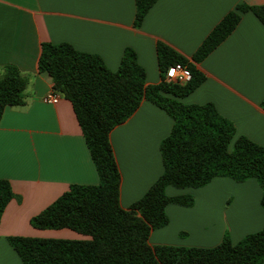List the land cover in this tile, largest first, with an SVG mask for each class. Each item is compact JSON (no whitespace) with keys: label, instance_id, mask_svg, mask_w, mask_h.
Masks as SVG:
<instances>
[{"label":"crops","instance_id":"0c3cea01","mask_svg":"<svg viewBox=\"0 0 264 264\" xmlns=\"http://www.w3.org/2000/svg\"><path fill=\"white\" fill-rule=\"evenodd\" d=\"M241 4L264 6V0H157L137 28L134 0H0V74L12 65L28 79L25 104L7 107L0 119V180L15 195L0 220V264H23L9 237L81 240L67 229H34L30 220L70 186L98 183L70 102L61 94L54 105L42 101L52 82L37 69L41 44H69L98 56L110 71L131 48L145 84L157 85L158 43L191 62L212 29ZM194 66L205 79L179 101L213 104L234 125L236 136L264 147L263 24L251 12L241 14L231 34ZM172 125L163 110L144 100L110 132L121 208L128 209L160 177L159 146ZM165 193L191 196L193 205H168L169 222L150 233V246L213 248L224 237L235 244L264 227L261 189L254 179L237 183L217 177L199 189L167 187Z\"/></svg>","mask_w":264,"mask_h":264},{"label":"trees","instance_id":"16d2710c","mask_svg":"<svg viewBox=\"0 0 264 264\" xmlns=\"http://www.w3.org/2000/svg\"><path fill=\"white\" fill-rule=\"evenodd\" d=\"M157 0H134V26L139 27ZM251 12L264 26V6L238 5L226 14L202 41L191 62L163 43L156 46L161 81L145 84V71L135 52L126 48L116 71L96 55L82 53L66 43H43L37 69L46 73L52 91L72 106L95 166L96 185H73L30 220L37 230L67 229L81 240L9 237L7 241L23 264H262L264 227L233 244L224 237L213 248L150 246V233L168 224V205L191 207L193 197H169L167 187L199 189L214 178L237 183L254 179L261 189L264 211V147L236 136L234 125L213 104L186 105L205 77L194 64L204 60L234 30L240 15ZM174 64L188 68L191 80L179 85L166 80ZM28 79L14 66L0 74V119L7 107L25 104ZM163 110L173 121L159 146L163 170L149 190L128 209L119 204L120 174L109 134L124 123L142 101ZM264 107V99L261 103ZM15 198L10 184L0 180V220Z\"/></svg>","mask_w":264,"mask_h":264},{"label":"built area","instance_id":"2783aa9c","mask_svg":"<svg viewBox=\"0 0 264 264\" xmlns=\"http://www.w3.org/2000/svg\"><path fill=\"white\" fill-rule=\"evenodd\" d=\"M165 77L168 82L186 85L191 80V73L185 66L181 64H174L168 68ZM58 99V94L51 91L42 98V101L45 104L54 105L58 102Z\"/></svg>","mask_w":264,"mask_h":264},{"label":"rangeland","instance_id":"374dc122","mask_svg":"<svg viewBox=\"0 0 264 264\" xmlns=\"http://www.w3.org/2000/svg\"><path fill=\"white\" fill-rule=\"evenodd\" d=\"M49 232H58V231L51 230V231H49ZM67 232H68V231H67ZM72 234L76 235L79 239H83V238H84V237H82V236H80V235H77V234H75V233H72Z\"/></svg>","mask_w":264,"mask_h":264}]
</instances>
